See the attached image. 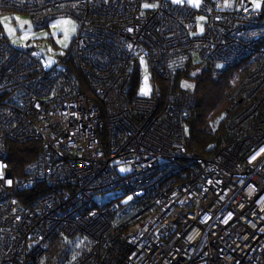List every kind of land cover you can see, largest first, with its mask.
<instances>
[{"label":"built area","instance_id":"2783aa9c","mask_svg":"<svg viewBox=\"0 0 264 264\" xmlns=\"http://www.w3.org/2000/svg\"><path fill=\"white\" fill-rule=\"evenodd\" d=\"M4 11L78 28L46 69L0 25V159L8 143H39L22 176L0 177V264H264V4L0 0ZM250 58L228 94L227 141L202 159L185 142L195 98L174 77Z\"/></svg>","mask_w":264,"mask_h":264},{"label":"trees","instance_id":"16d2710c","mask_svg":"<svg viewBox=\"0 0 264 264\" xmlns=\"http://www.w3.org/2000/svg\"><path fill=\"white\" fill-rule=\"evenodd\" d=\"M253 63L251 58L243 60L218 76L212 75L206 67L196 68L189 64L175 75V89H181L182 80H191L194 84L190 92L195 98V104L185 120V142L190 152L205 159L227 141L225 121L229 115L228 94L232 89L231 82L234 80L235 83L242 78ZM38 149L39 143L36 141L24 144L8 143V154L4 161L13 177L24 174L25 167L36 158ZM38 193L32 188L18 193L16 197L25 200ZM57 249V245L51 247L48 261L56 254Z\"/></svg>","mask_w":264,"mask_h":264},{"label":"rangeland","instance_id":"374dc122","mask_svg":"<svg viewBox=\"0 0 264 264\" xmlns=\"http://www.w3.org/2000/svg\"><path fill=\"white\" fill-rule=\"evenodd\" d=\"M172 4H178L175 0H169ZM256 10H260L264 0H251ZM196 23L199 34L203 32L204 16H197ZM0 25L10 45L17 49L35 48L44 54L42 63L46 69L57 65V56L62 55L77 34L78 23L72 17H61L50 21L47 26L37 28L32 19L20 12L4 11L0 14ZM195 63L200 67L199 57L194 56ZM203 67V66H202ZM201 67V68H202ZM151 75L146 64L141 65V78L139 81L138 96L148 98L151 96ZM231 82V86L236 83ZM193 82L182 80L181 87L186 91H192ZM216 122V121H215ZM217 123V122H216ZM215 126V124H214ZM216 127V126H215ZM7 163L0 159V177L5 175ZM16 178V177H15ZM97 202H106L108 196L98 195ZM130 200V196L121 198L119 203L124 204Z\"/></svg>","mask_w":264,"mask_h":264},{"label":"snow or ice","instance_id":"6c2138e0","mask_svg":"<svg viewBox=\"0 0 264 264\" xmlns=\"http://www.w3.org/2000/svg\"><path fill=\"white\" fill-rule=\"evenodd\" d=\"M175 2H180V0H175ZM145 7H149V5L146 4Z\"/></svg>","mask_w":264,"mask_h":264},{"label":"water","instance_id":"95a60500","mask_svg":"<svg viewBox=\"0 0 264 264\" xmlns=\"http://www.w3.org/2000/svg\"><path fill=\"white\" fill-rule=\"evenodd\" d=\"M7 174H8V176H9V174H10L9 171L7 172Z\"/></svg>","mask_w":264,"mask_h":264}]
</instances>
